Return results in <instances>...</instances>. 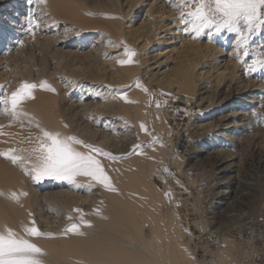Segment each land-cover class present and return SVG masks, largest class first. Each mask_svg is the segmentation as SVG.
I'll list each match as a JSON object with an SVG mask.
<instances>
[{
	"label": "bare ground",
	"instance_id": "obj_1",
	"mask_svg": "<svg viewBox=\"0 0 264 264\" xmlns=\"http://www.w3.org/2000/svg\"><path fill=\"white\" fill-rule=\"evenodd\" d=\"M121 2L145 9L137 26L135 18L124 21L110 2L81 14L75 0H47L43 6L33 0H0V85H7L0 92L11 93L24 81H46L56 90L35 91V99L23 106L28 113L23 127L0 115V151L32 147L26 140L31 134L34 141L39 134L38 122L109 153L97 159L117 189L94 185L89 191L90 180L83 176L74 185L52 180L34 184L0 157V229L22 233L24 225L35 221L41 232L55 237L33 238L47 253L46 264H251L259 254L254 243L262 236L252 230L249 236L243 233L246 222L264 217V212L257 215L264 195L241 200L245 193L239 187L238 164L250 146L264 171V68L249 71L239 62L235 34L220 33L211 42L206 34L189 38L176 20L181 12L174 19L165 10L168 5L177 11L181 0ZM160 2L165 8H159ZM30 12L39 23L43 17L69 31L76 29V41H91L73 54L75 62L89 61V71L79 64L72 78L61 57L55 76L45 70L28 73L26 50L49 39L41 32L46 29H36L35 35L28 31ZM96 13L98 17H91ZM126 48L137 55L132 64L122 66L117 61L126 59ZM261 48L264 31L253 36L249 56L243 59L251 63L253 50ZM58 77L75 81V86ZM137 144L143 154H133ZM202 188L207 192L202 199L208 233L216 246L215 252L205 251L209 259H197L189 248V241L198 240L193 238L197 223L189 220ZM21 191L28 195L19 202L8 198ZM235 202L240 203L237 211L230 207ZM64 204L70 205H65L66 213ZM82 219L92 226H84ZM71 224L81 225L84 235H65Z\"/></svg>",
	"mask_w": 264,
	"mask_h": 264
},
{
	"label": "snow or ice",
	"instance_id": "obj_2",
	"mask_svg": "<svg viewBox=\"0 0 264 264\" xmlns=\"http://www.w3.org/2000/svg\"><path fill=\"white\" fill-rule=\"evenodd\" d=\"M33 2L37 6H43L46 5L47 0H33ZM175 2L176 0H169L170 4ZM185 9L190 10L185 13ZM177 10L181 12L179 20L183 25L181 31L189 38L198 39L206 34L207 39L211 42L214 35L222 32L235 34L234 51L239 62L246 64L249 71L264 68V48L253 50L251 63H247L243 59L249 56V45L253 36L259 31H264V0H181L180 8ZM111 18L117 19L119 17ZM26 19L28 31L35 35V30L41 26L40 23L32 12L28 14ZM70 31L80 35L76 29ZM125 52L126 59L117 61L122 66L132 64L133 58L137 55L130 48H126ZM137 86H140L139 83ZM6 87L7 85H0V90ZM37 89L53 93L56 91L46 81L40 84L24 81L11 93L0 92V104L3 105L0 115L6 116L10 123H19L23 127V118L28 117L23 106L28 101L35 99ZM143 91L147 92L148 90L144 88ZM121 99L131 102L127 101L126 97H121ZM156 106L160 107L159 104ZM29 123L31 124L32 121L29 120ZM2 127L3 125H0V128ZM35 127L39 129V134L35 140L33 141L31 134L26 140L28 144L33 145L32 147L9 148L0 151V157L19 168L34 184L52 180L74 185L76 184V177L83 176L90 180L87 185L89 191L94 185L102 186L108 191H117L100 160L97 159L98 155L109 156V153L85 143L76 136H65L58 131L47 130L38 122ZM140 127L142 131H148L143 123ZM77 145L82 146L85 151L78 150ZM141 147L137 144L133 154H143ZM150 147H154V144ZM111 158L115 159V157ZM0 195H4V193L0 192ZM27 195L28 193L23 191L11 192L8 198L19 202L21 197ZM169 195L166 193V196ZM74 211L79 212L81 210L74 209ZM29 215L31 216V213ZM82 224L86 227L92 226L83 219ZM80 227L81 225L71 224L64 229V234L84 235L79 230ZM33 238L55 237L41 232L35 221H30L29 225H24L22 233L8 227L0 229V264H46L44 257L47 253L33 242Z\"/></svg>",
	"mask_w": 264,
	"mask_h": 264
},
{
	"label": "rangeland",
	"instance_id": "obj_3",
	"mask_svg": "<svg viewBox=\"0 0 264 264\" xmlns=\"http://www.w3.org/2000/svg\"><path fill=\"white\" fill-rule=\"evenodd\" d=\"M75 2L79 5L81 14H90L91 6L97 7V6H99L98 5L99 3H107V2L113 3V4H115V6L119 10H121V13L124 15V21L131 20L132 18H135L136 23L133 24L134 26H137V24L140 22V19L142 17H144V15H145V9H143L142 6H139L137 8H135V7L133 8V7H129L127 4V7H125L122 5L123 2H121V0H75ZM161 4H163V2H160L159 8H163V7L165 8V6L167 5V4H163V5H161ZM132 8H133V10H132L133 12L131 11ZM165 10H167L168 12H171L173 14L172 15L173 17H171V18L175 19V17L178 16V10L176 11V8H175V10H173V9H170L169 6L167 5ZM97 13H99V12H97ZM97 13L91 17H94V18L98 17ZM178 17H180V16H178ZM178 17L176 20L180 19ZM43 21L44 20L42 17L41 18L42 24L41 23L40 24L43 27H40V30L46 29L45 31H41V32L43 34L45 33L44 34L45 36L48 35L46 37H48L49 39L46 42H44L43 40H40L39 44H32L31 47L30 46L28 47L29 51L26 50L27 54L24 57V61L26 63H28V69H29L28 73H30V71H31L35 75V74H40V72H43V70H45L46 73L48 72V73H51L52 76H55L54 74H56L55 72L58 70V67H59V66H57L58 65L57 62H59V60H61V59H59L61 57L64 58V60H66V63H67L66 72L69 75L71 74L72 78L75 77L74 76L75 75V69H76L75 66H79V64H80L79 68H81L83 71H85V69H86V71L87 70L89 71V69L91 68L90 67L89 69H87L90 66L89 61L77 59L75 62V60H74L75 55H73V54L77 51L78 47L90 45L91 41H89V40H77L76 41L75 40V34H73L72 31L67 30V26L58 25L57 24L58 22H55V21H50V22H49V20L46 22L45 21L43 22ZM47 23H48V25H47ZM56 25H57V27H55ZM69 32H70V34H68ZM225 32H222V33L226 34ZM70 35L73 38H71ZM54 49H58V50L54 51ZM65 52H67V53H65ZM71 55H72V57H71ZM55 60H57V61H55ZM55 63H56V66L54 67ZM75 63H77L78 65ZM41 68H42V70H41ZM55 69H57V70L55 71ZM57 79L59 81L62 79L63 82H61V83L68 81V79H65V78H64L65 80H63V77H58ZM70 80L71 79H69L68 82L70 84H72V82H73V84L75 86V81H70ZM252 150H253V148L250 146H247L246 148H244V150L241 152L240 161L238 164V166H239L238 169L240 172L239 173V181H241L239 187H241L240 190H242L243 193H245L241 200L245 199L244 201H250L253 198L254 199L258 198L261 194L264 195V171L260 167L258 168V154L254 153ZM260 150L261 149H259L257 151H260ZM248 184L252 185L251 189H249L250 187L247 186ZM202 187H204V186H202ZM198 196H199L198 203H197L198 207L196 205L194 206V209H193L191 216H190L191 219L189 220V222L191 221L192 223H194V222L197 223V226H196L197 228H196V231H195L193 238L197 237L198 240H197V242H195L196 240H194L192 243H190V241H189V248H190V250H192L191 252L194 254V256L195 257L197 256L196 257L197 259H201L202 257H203V259H205V257L207 256V255H205V251L207 252L209 250L211 252H215L216 246L213 242V237L210 236V234L208 233L209 232L208 231L209 224H208V221H207V218L205 215L206 214L205 213L206 212V207H205L206 198L205 197H207L206 188L200 189ZM202 198L205 200H203ZM241 200H240V202H241ZM238 202H235L230 206L235 211H237L239 206H240L239 205L240 203H238ZM65 205H67V204H64V206H62V205L61 206L66 213V212H68L66 207L69 204L67 206H65ZM63 209H62V211H63ZM193 212H195V213H193ZM263 212H264V205L260 209V211L257 215H260ZM244 219H246V218H244ZM260 220H261V223H260L261 228L264 230V217H262ZM194 245L197 246V249H195ZM206 259H209V257L207 256ZM239 259H240V256H239Z\"/></svg>",
	"mask_w": 264,
	"mask_h": 264
},
{
	"label": "built area",
	"instance_id": "obj_4",
	"mask_svg": "<svg viewBox=\"0 0 264 264\" xmlns=\"http://www.w3.org/2000/svg\"><path fill=\"white\" fill-rule=\"evenodd\" d=\"M261 220L258 221H248L246 222V231L243 233V237L249 236V230H252L254 232V235L261 234L262 236L260 241H256L254 244L256 248L258 249L259 254H257L253 260H251V264H264V230L261 228Z\"/></svg>",
	"mask_w": 264,
	"mask_h": 264
}]
</instances>
